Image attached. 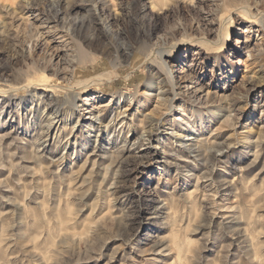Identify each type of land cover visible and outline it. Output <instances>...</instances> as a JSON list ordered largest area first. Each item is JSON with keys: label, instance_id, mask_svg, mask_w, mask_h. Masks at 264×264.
Returning a JSON list of instances; mask_svg holds the SVG:
<instances>
[{"label": "rangeland", "instance_id": "rangeland-1", "mask_svg": "<svg viewBox=\"0 0 264 264\" xmlns=\"http://www.w3.org/2000/svg\"><path fill=\"white\" fill-rule=\"evenodd\" d=\"M0 264H264V0H0Z\"/></svg>", "mask_w": 264, "mask_h": 264}, {"label": "bare ground", "instance_id": "bare-ground-1", "mask_svg": "<svg viewBox=\"0 0 264 264\" xmlns=\"http://www.w3.org/2000/svg\"><path fill=\"white\" fill-rule=\"evenodd\" d=\"M248 15H249V17H251V16H253V15H251V14H249L248 13ZM56 49H58V48H56ZM75 55H71L68 59H67V70L68 71H71V69L72 68H74L75 67V65L77 64V59L74 57ZM166 66V65H165ZM164 66V67H165ZM71 68V69H70ZM167 69V68H166ZM170 70V69H169ZM168 72V71H167ZM173 72V71H172ZM68 73V72H67ZM169 74V73H168ZM188 75V74H187ZM69 81V80H68ZM86 83V82H85ZM84 83V84H85ZM83 84V85H84ZM37 85V84H36ZM77 85V84H76ZM31 86V85H30ZM73 89V88H72ZM206 92V91H205ZM131 99V98H130ZM84 101H85V104H88V102L89 101H91V100H95V101H102L103 100V94H99V93H93V94H90V95H87L86 97H84V99H83ZM120 101V98H119V100H118V102ZM112 102H113V99H106V101H103V103H100V105H97L96 106V108H97V110H98V112L100 113V112H102V111H105V108H107L108 106H110L111 104H112ZM83 112H91L92 113V110L91 111H89L88 109H84V108H82L81 109ZM183 111V110H182ZM183 115V114H182ZM228 117V116H227ZM177 120H181V121H183L184 120V118H177ZM230 121V120H229ZM148 124L151 126V127H153V125H155V122L152 120V119H148ZM200 124H203L202 123V121H201V123ZM45 126V128H46V130L48 131V130H51V127L49 126V125H44ZM178 134V133H177ZM186 137V138H185ZM184 137V141H185V143H187L188 145H192L190 142H188V141H190L191 140V142H192V137H190V136H185ZM254 141V140H253ZM197 147V146H196ZM217 147L221 150L222 148L219 146V145H217ZM190 149H194V147H189ZM209 148V147H208ZM197 149V148H196ZM218 149V150H219ZM209 151H211L212 149H208ZM195 151V150H194ZM201 151V150H200ZM115 154V153H114ZM109 164H110V162H109ZM73 181V180H72Z\"/></svg>", "mask_w": 264, "mask_h": 264}]
</instances>
